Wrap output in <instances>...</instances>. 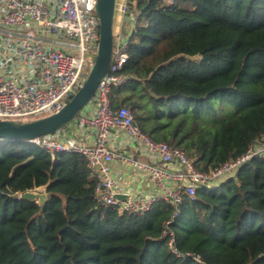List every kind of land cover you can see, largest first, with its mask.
I'll return each mask as SVG.
<instances>
[{
	"label": "trees",
	"instance_id": "trees-1",
	"mask_svg": "<svg viewBox=\"0 0 264 264\" xmlns=\"http://www.w3.org/2000/svg\"><path fill=\"white\" fill-rule=\"evenodd\" d=\"M130 76L114 89L156 141L209 170L264 139V0H136ZM234 111H229L230 107ZM46 186L44 207L20 193ZM87 159L25 140L0 141V264H264V157L176 207L99 205ZM201 261L176 256L164 236Z\"/></svg>",
	"mask_w": 264,
	"mask_h": 264
},
{
	"label": "built area",
	"instance_id": "built-area-1",
	"mask_svg": "<svg viewBox=\"0 0 264 264\" xmlns=\"http://www.w3.org/2000/svg\"><path fill=\"white\" fill-rule=\"evenodd\" d=\"M165 2L171 5L176 0ZM97 3L98 0H0V44L6 52L0 50V119L26 121L50 115L60 111L78 91L99 48ZM140 15L136 0H116L112 61L95 95L77 115L71 129L61 128L25 141L54 158L62 152L85 156L99 205L112 207L120 214H141L159 200H166L175 205L176 216L185 195L194 196L204 185L216 187L235 176L252 158L264 157V142L256 141L242 155L202 170L181 147L153 139L137 122L130 106H114V89L130 79L120 70L129 59V37L141 24ZM79 132L80 137L73 136ZM114 161L129 165L133 177L146 179L157 190H126L114 173ZM174 216L164 224L169 248L179 258L200 262L199 254L178 248L171 227Z\"/></svg>",
	"mask_w": 264,
	"mask_h": 264
},
{
	"label": "water",
	"instance_id": "water-1",
	"mask_svg": "<svg viewBox=\"0 0 264 264\" xmlns=\"http://www.w3.org/2000/svg\"><path fill=\"white\" fill-rule=\"evenodd\" d=\"M116 0H98L96 10L100 18V42L94 64L83 85L63 106L50 115L31 120L0 119V139L29 140L53 133L61 128L71 129L80 111L90 102L99 83L108 72L114 48V22ZM49 193L40 190H27L20 197L37 201L44 207Z\"/></svg>",
	"mask_w": 264,
	"mask_h": 264
},
{
	"label": "crops",
	"instance_id": "crops-1",
	"mask_svg": "<svg viewBox=\"0 0 264 264\" xmlns=\"http://www.w3.org/2000/svg\"><path fill=\"white\" fill-rule=\"evenodd\" d=\"M73 136L80 137L81 135L79 132V135H73ZM260 142H264V139L260 140L259 143ZM132 148L133 147H128L127 149L133 151ZM138 156L142 157L139 154ZM112 165H113L114 173L124 183L125 186L124 188L126 190L132 189L133 192H144V193L154 192L157 190V188H155L154 186L148 185L146 179L142 177L140 178L133 177V174L131 172V167L129 165L125 163H121L120 161H114Z\"/></svg>",
	"mask_w": 264,
	"mask_h": 264
},
{
	"label": "rangeland",
	"instance_id": "rangeland-1",
	"mask_svg": "<svg viewBox=\"0 0 264 264\" xmlns=\"http://www.w3.org/2000/svg\"><path fill=\"white\" fill-rule=\"evenodd\" d=\"M2 46H1V44H0V50L2 51V53H6L2 48H1ZM229 111L232 113L233 111H234V107L233 106H231L230 107V109H229ZM40 190V191H46V186H42V187H37V188H35V190Z\"/></svg>",
	"mask_w": 264,
	"mask_h": 264
}]
</instances>
